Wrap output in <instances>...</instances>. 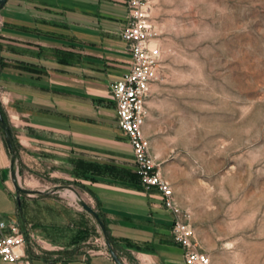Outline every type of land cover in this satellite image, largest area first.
I'll return each instance as SVG.
<instances>
[{
    "label": "crops",
    "instance_id": "obj_1",
    "mask_svg": "<svg viewBox=\"0 0 264 264\" xmlns=\"http://www.w3.org/2000/svg\"><path fill=\"white\" fill-rule=\"evenodd\" d=\"M126 18L124 0L0 5V110L12 142L0 127V220L18 218L32 264H116L105 247L42 253L32 243L22 194L59 197L65 185L98 214L123 264H185L171 213L139 181L109 92L129 69Z\"/></svg>",
    "mask_w": 264,
    "mask_h": 264
},
{
    "label": "rangeland",
    "instance_id": "obj_2",
    "mask_svg": "<svg viewBox=\"0 0 264 264\" xmlns=\"http://www.w3.org/2000/svg\"><path fill=\"white\" fill-rule=\"evenodd\" d=\"M150 19L161 51L151 153L211 264H264V0H151ZM30 193L20 212L38 251L106 245L84 208Z\"/></svg>",
    "mask_w": 264,
    "mask_h": 264
},
{
    "label": "built area",
    "instance_id": "obj_3",
    "mask_svg": "<svg viewBox=\"0 0 264 264\" xmlns=\"http://www.w3.org/2000/svg\"><path fill=\"white\" fill-rule=\"evenodd\" d=\"M124 4L127 18L120 36L128 45L129 69L109 85L118 126L128 138L142 187L156 190L163 206L173 217L172 237L182 248L184 263L211 264L209 255L199 247L190 211L179 205L172 185L162 175L143 132L147 98L157 79L161 57L160 47L155 43L158 32L150 19L151 0H124ZM53 192H57L68 207L77 211L83 209L82 199L71 186L65 185ZM25 244V233L17 217L0 220V260L32 264L31 257L25 252ZM104 247V253L110 256L107 245Z\"/></svg>",
    "mask_w": 264,
    "mask_h": 264
},
{
    "label": "water",
    "instance_id": "obj_4",
    "mask_svg": "<svg viewBox=\"0 0 264 264\" xmlns=\"http://www.w3.org/2000/svg\"><path fill=\"white\" fill-rule=\"evenodd\" d=\"M6 2V0H0V5H3L4 3ZM0 127L2 129V131L5 133V136H6V143L8 145L9 148L12 147V142H11V139H10V136L8 134V129H7V126H6V123H5V120L3 119V116H2V113H1V110H0ZM17 191H18V194L20 192H26L27 190L23 189L22 187L18 186L17 185ZM19 196H18V203H20L19 201ZM82 207L90 214H92L96 219H97V222L98 224L100 225L103 233H105V229L103 227V224H102V221L100 220L98 214L94 211V209L89 206L88 204H86L85 202H82ZM106 238V245H107V249H108V252L111 256V258L113 259V261L116 263V264H123V262L120 260V258L118 257V255L115 253V251L112 249L111 245H110V242L108 241L107 239V236H105Z\"/></svg>",
    "mask_w": 264,
    "mask_h": 264
},
{
    "label": "trees",
    "instance_id": "obj_5",
    "mask_svg": "<svg viewBox=\"0 0 264 264\" xmlns=\"http://www.w3.org/2000/svg\"><path fill=\"white\" fill-rule=\"evenodd\" d=\"M102 224H103V227H104V229H105V226H104V223L102 222ZM106 232V231H105Z\"/></svg>",
    "mask_w": 264,
    "mask_h": 264
}]
</instances>
